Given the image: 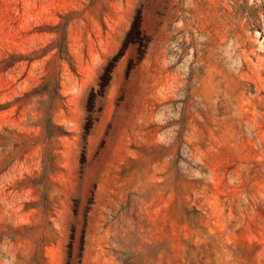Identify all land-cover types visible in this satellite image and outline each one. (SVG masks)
<instances>
[{
  "label": "rangeland",
  "instance_id": "obj_1",
  "mask_svg": "<svg viewBox=\"0 0 264 264\" xmlns=\"http://www.w3.org/2000/svg\"><path fill=\"white\" fill-rule=\"evenodd\" d=\"M263 30L264 0H0V264H264Z\"/></svg>",
  "mask_w": 264,
  "mask_h": 264
},
{
  "label": "bare ground",
  "instance_id": "obj_2",
  "mask_svg": "<svg viewBox=\"0 0 264 264\" xmlns=\"http://www.w3.org/2000/svg\"><path fill=\"white\" fill-rule=\"evenodd\" d=\"M263 38V41L261 42L262 46H264V30H263V37H261V39ZM261 41V40H260ZM262 48V47H261Z\"/></svg>",
  "mask_w": 264,
  "mask_h": 264
}]
</instances>
